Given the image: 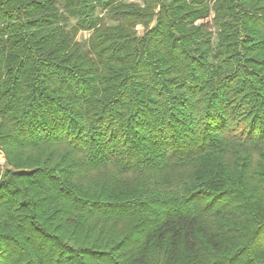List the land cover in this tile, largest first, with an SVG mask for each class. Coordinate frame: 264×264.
<instances>
[{
	"label": "trees",
	"instance_id": "obj_1",
	"mask_svg": "<svg viewBox=\"0 0 264 264\" xmlns=\"http://www.w3.org/2000/svg\"><path fill=\"white\" fill-rule=\"evenodd\" d=\"M137 1L0 0V264H264V0Z\"/></svg>",
	"mask_w": 264,
	"mask_h": 264
},
{
	"label": "rangeland",
	"instance_id": "obj_2",
	"mask_svg": "<svg viewBox=\"0 0 264 264\" xmlns=\"http://www.w3.org/2000/svg\"><path fill=\"white\" fill-rule=\"evenodd\" d=\"M61 0H56L57 3H60ZM125 2H133V3H140L137 0H125ZM98 14V13H97ZM98 16L101 17L102 19V23L105 24L106 26H114L116 25V21L113 20L112 18H110L109 16H107L105 13H99ZM210 20V19H209ZM74 25V21L70 20L69 21V27ZM137 34L139 36H141L143 34V28L142 27H137ZM87 39V34H83L80 33L77 37V40L79 42L85 43ZM4 159L2 154L0 153V171L3 169L4 167Z\"/></svg>",
	"mask_w": 264,
	"mask_h": 264
}]
</instances>
